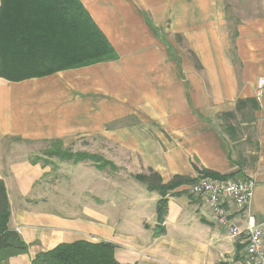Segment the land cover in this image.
Returning a JSON list of instances; mask_svg holds the SVG:
<instances>
[{"label":"crops","instance_id":"0c3cea01","mask_svg":"<svg viewBox=\"0 0 264 264\" xmlns=\"http://www.w3.org/2000/svg\"><path fill=\"white\" fill-rule=\"evenodd\" d=\"M78 1L117 59L21 82L0 79V180L8 228L27 245L8 264H31L78 241L111 244L119 264L245 263L243 248L215 225L190 184L167 192L164 233L155 236L161 196L134 176L151 170L163 185L207 174L252 179L249 212L264 224V87L256 97L264 80V0ZM175 42L187 45L199 70ZM239 100L255 109L240 108L250 114L240 123L249 136L231 148L214 116L234 113ZM10 141L60 142L115 169L20 159ZM232 221L245 226L238 215Z\"/></svg>","mask_w":264,"mask_h":264},{"label":"trees","instance_id":"16d2710c","mask_svg":"<svg viewBox=\"0 0 264 264\" xmlns=\"http://www.w3.org/2000/svg\"><path fill=\"white\" fill-rule=\"evenodd\" d=\"M117 54L104 34L94 24L78 0H0V79L21 82L42 78L57 72L115 61ZM245 105L255 109L252 100L238 101L236 111ZM229 117L234 115L229 113ZM232 127H228L231 133ZM61 161L79 163L98 162L99 170L111 162L99 164V158L83 153H71L56 147L45 153ZM97 160V161H96ZM208 177L227 179L226 176L207 174ZM134 179L147 191H156L161 199L156 210L157 232L164 233L165 196L182 184L193 180L174 177L163 185L160 177L149 170V175H136ZM10 212L5 186L0 180V264L27 252V245L19 235L8 228ZM31 264H119L109 243L92 244L78 241L61 244L38 254Z\"/></svg>","mask_w":264,"mask_h":264},{"label":"built area","instance_id":"2783aa9c","mask_svg":"<svg viewBox=\"0 0 264 264\" xmlns=\"http://www.w3.org/2000/svg\"><path fill=\"white\" fill-rule=\"evenodd\" d=\"M264 80L256 83V97H260ZM255 187L252 179H218L208 176L198 177L188 191L200 198L214 218L215 225L228 231L230 237L243 248L245 263L264 264V224L258 223L249 212V205ZM240 216L245 222L241 229L232 221Z\"/></svg>","mask_w":264,"mask_h":264},{"label":"rangeland","instance_id":"374dc122","mask_svg":"<svg viewBox=\"0 0 264 264\" xmlns=\"http://www.w3.org/2000/svg\"><path fill=\"white\" fill-rule=\"evenodd\" d=\"M232 29V28H231ZM176 48H179L181 52L185 54L187 57V60L197 69H200V66L198 64L197 59L193 56L191 51L188 49L186 44H181V43H174ZM176 50V49H175ZM232 51V49H231ZM249 109V108H248ZM229 113H220L215 115L214 117V123L217 126V128L220 130V132L231 142V148L237 147L240 144L244 142L245 136H249V132L246 130L247 127H241L240 123L245 120H249L250 114L249 111L243 110L242 112L240 109L238 110V113L235 112L231 113L234 116L229 117L227 116ZM228 127H232L231 133L228 131ZM10 146L9 148L14 150L15 154L17 157L20 159L26 158V157H33L35 155L39 156H45L44 154L51 150L53 147H56L55 143H43V144H38V143H31V142H12L10 141ZM44 153V154H43ZM85 154V153H84ZM91 155V154H87ZM97 158H99L101 163L109 162L105 160L103 157L98 156V155H92ZM90 164H94L95 166L98 164V162H92L91 160H88ZM97 161V160H96ZM106 169H110L108 166L105 167Z\"/></svg>","mask_w":264,"mask_h":264}]
</instances>
